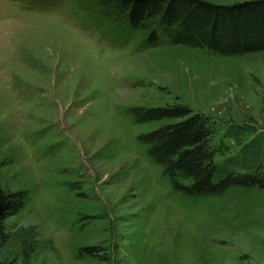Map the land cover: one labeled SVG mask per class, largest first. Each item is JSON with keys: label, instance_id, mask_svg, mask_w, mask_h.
<instances>
[{"label": "rangeland", "instance_id": "374dc122", "mask_svg": "<svg viewBox=\"0 0 264 264\" xmlns=\"http://www.w3.org/2000/svg\"><path fill=\"white\" fill-rule=\"evenodd\" d=\"M101 7L0 0V188L29 192L2 223L0 259L264 264V189L174 191L137 140L172 120L135 123L127 113L185 103L213 120L217 161L256 137L264 168V50L143 46ZM30 226L35 250L23 262L17 236Z\"/></svg>", "mask_w": 264, "mask_h": 264}, {"label": "trees", "instance_id": "16d2710c", "mask_svg": "<svg viewBox=\"0 0 264 264\" xmlns=\"http://www.w3.org/2000/svg\"><path fill=\"white\" fill-rule=\"evenodd\" d=\"M101 11L115 28L139 33L143 46L163 42L207 48L222 55L264 50V0L219 3L210 0H99ZM135 123L171 119L137 140L162 169L174 191L186 195H219L231 187L264 189V168L259 161L260 140L248 141L238 154L215 159L211 144L215 125L185 103L131 106ZM29 199L27 189L0 188V233L6 218L15 215ZM20 254L28 262L35 250V227L19 229ZM18 235V234H17ZM0 241H8L7 238ZM81 250V249H80ZM90 249L84 248V252ZM0 264H8L0 259Z\"/></svg>", "mask_w": 264, "mask_h": 264}]
</instances>
